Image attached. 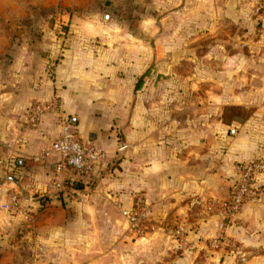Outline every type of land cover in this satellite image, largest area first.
I'll list each match as a JSON object with an SVG mask.
<instances>
[{"label":"crops","instance_id":"obj_1","mask_svg":"<svg viewBox=\"0 0 264 264\" xmlns=\"http://www.w3.org/2000/svg\"><path fill=\"white\" fill-rule=\"evenodd\" d=\"M128 1L0 0L1 230L61 235L81 256L109 228L132 245V264H264V185L215 242L238 163L264 156V51L249 56L242 30L229 40L240 49L187 58L191 69L132 58L118 21ZM48 101L55 109L30 124L28 110ZM65 121L104 154L79 189L54 186L75 177L56 170L59 154L39 158ZM137 193L148 210L139 235L121 215Z\"/></svg>","mask_w":264,"mask_h":264},{"label":"rangeland","instance_id":"obj_2","mask_svg":"<svg viewBox=\"0 0 264 264\" xmlns=\"http://www.w3.org/2000/svg\"><path fill=\"white\" fill-rule=\"evenodd\" d=\"M130 1L132 9L125 6L118 21L132 32V58H172L169 65L174 68L175 58H186L184 68L191 69L192 60L187 58H223L229 50L240 49L229 40L242 30L253 51L249 56H257L260 48L264 51L256 43L263 28V0ZM108 229L103 243L94 241L88 252L78 256L59 246L64 245L61 235L39 236L32 227L10 232L0 228V264H132V245L113 242ZM69 239V245H80L75 236Z\"/></svg>","mask_w":264,"mask_h":264},{"label":"built area","instance_id":"obj_3","mask_svg":"<svg viewBox=\"0 0 264 264\" xmlns=\"http://www.w3.org/2000/svg\"><path fill=\"white\" fill-rule=\"evenodd\" d=\"M55 109V102L48 101L35 105L28 110L27 120L30 124L37 123L39 117L46 111ZM125 148L124 144L119 146V151ZM57 153L60 162L56 170L62 172L65 169L73 171L74 175L81 179L92 181L96 168L104 157L102 151L98 150L88 141H83L78 133L72 128L69 121H65L60 136L51 144V147L39 155V158ZM264 185V156L239 162L237 165V177L233 180L229 196L219 205L221 224L216 235L215 242L224 239V228L227 221L237 214L243 205L255 199ZM54 186L58 189L64 187V180L55 178ZM6 208L10 207L5 205ZM11 207H17V200L13 198ZM147 206L141 194L134 195L130 207L121 209V215L125 218L131 232L139 235L143 231V224L147 216Z\"/></svg>","mask_w":264,"mask_h":264},{"label":"trees","instance_id":"obj_4","mask_svg":"<svg viewBox=\"0 0 264 264\" xmlns=\"http://www.w3.org/2000/svg\"><path fill=\"white\" fill-rule=\"evenodd\" d=\"M64 186L68 188H74V189L82 188V179L77 177L76 175L73 178L72 177L66 178L64 180Z\"/></svg>","mask_w":264,"mask_h":264}]
</instances>
